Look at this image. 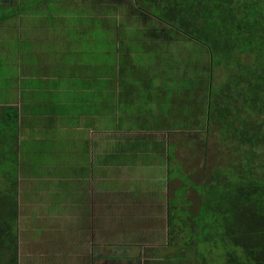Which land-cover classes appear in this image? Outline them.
I'll list each match as a JSON object with an SVG mask.
<instances>
[{
    "label": "trees",
    "instance_id": "trees-1",
    "mask_svg": "<svg viewBox=\"0 0 264 264\" xmlns=\"http://www.w3.org/2000/svg\"><path fill=\"white\" fill-rule=\"evenodd\" d=\"M41 3L55 9L60 0H55L54 6L52 0H29L16 8L0 7V24L21 21L22 25H32L28 30L35 32L44 27L41 17L45 16H39L37 9ZM137 8L148 13L149 23L157 28L117 24L122 28L118 38L110 34L118 22L106 20L104 8L94 15L85 11L93 16L90 30L77 24L78 36L71 40L73 44L67 43L68 55L44 58L53 66L61 58L66 65L75 62L74 56L81 59L85 55L105 59L106 68L101 70L91 61L83 63V74L73 68L66 78L74 84L65 94V103L58 102V95L50 99L49 94H42V105L46 110H70V116L76 113L95 124H108V130L113 111H117L118 122L126 124H115L116 129L137 135H127L124 143L128 147L110 151L109 160L137 161L153 142L142 133L166 132V151L157 148L155 135L151 153L160 165L167 162V182L169 175L180 179L178 172H173L182 166L174 161L179 149L198 158L204 171L194 185L197 197L193 201L197 200L198 209L187 232L191 240L184 244L188 248L184 260L188 264H264V0H136V4L119 0L117 11L130 12L132 19ZM54 15H50L51 25H45L50 30L55 32L56 26H62L58 32L65 29L66 35L75 30ZM80 18L88 19L83 13ZM161 24L171 30L160 31ZM178 28L182 30L178 31L180 40L173 41L178 47L168 49L163 58L159 49L166 47L161 35L173 40L171 36L178 37ZM28 30H21V34L25 36ZM86 32L95 39L86 40ZM18 37L0 42V47L9 46L7 53L0 49V77L7 75V60L17 55L22 58L20 64H28L36 75V56H29V51L39 42ZM190 41L191 45L186 43ZM59 78L56 75L52 85ZM18 113L16 106L0 107V135L12 145L18 138ZM148 159H144L146 164ZM12 226L4 249L0 248V264H16L17 234ZM170 257L181 264L179 256Z\"/></svg>",
    "mask_w": 264,
    "mask_h": 264
},
{
    "label": "rangeland",
    "instance_id": "rangeland-1",
    "mask_svg": "<svg viewBox=\"0 0 264 264\" xmlns=\"http://www.w3.org/2000/svg\"><path fill=\"white\" fill-rule=\"evenodd\" d=\"M29 0H1L0 5L3 4V8L6 7H12L16 8L17 6H20L21 4L26 3ZM103 1V3L111 5L110 0H60L59 8L57 9V6L55 5V9L49 5V7L42 6L40 10V14L45 16L41 17L44 21L43 26H40L42 28H33L35 29V32H31L28 30L32 25L28 24H21V21H16V24L9 25L10 27L8 30L0 31V42H10L13 37H18L19 40H28L31 43L39 42V44L36 46L35 43V50L29 51V56L33 55L36 56L35 58V67L37 69V73L41 72H48V71H54L57 76H60L62 78L57 79L55 82H53V85L55 88L59 89L60 93L59 95H65L67 92L72 90V85L74 84L73 80H68V74L72 73L73 68H78V73L83 74L84 71H86V65L84 66L83 63H89L95 62L96 64H99V69H105L106 68V61L102 58H96L90 59L89 56L82 55V58H79L78 56H74L78 61L82 62L79 63V66H75L73 64H76V62H71L70 64H64L62 61V58L60 60H57L53 66H50L49 63H46L45 56H50L55 54L56 56H63L68 55V52L66 51L67 43L71 40H75L78 36V28L76 27L77 24H83L82 28L90 30V17H93L94 14H100V2ZM140 1V0H138ZM54 2L52 5L54 6L55 0H52ZM131 3L136 4V0H130ZM139 7V5H137ZM50 8V9H49ZM51 11V12H50ZM90 13H86V12ZM65 14H62V13ZM83 13V16L85 18H88L86 20L80 18V14ZM135 15L131 19L130 18V12L126 13H117L114 15V19L117 20L118 23H116L111 28V35H114L116 38L121 36L122 28L120 26H124L127 24L131 28L139 27V28H157V25L149 23L150 20L147 19L148 13H142L140 11V8H137L136 11H134ZM55 14L53 18L55 19H61L60 21L64 24L68 23L71 27H73L75 30L72 31L71 34L66 35L67 31L61 30V33L58 32V30L62 26H56L55 32L49 29L48 26H45L49 23L50 15ZM39 17V16H38ZM47 17V18H46ZM40 18V17H39ZM144 19L143 22L136 23V20ZM41 20V19H40ZM123 20V21H122ZM63 24V25H64ZM119 24V25H117ZM139 24V25H137ZM7 26V24H6ZM67 26V25H66ZM8 27V26H7ZM54 28V26L52 25ZM52 28V29H53ZM22 31L28 30L29 32L25 33V36L21 34ZM80 30V29H79ZM171 28L168 27L165 24H161L160 31H165V33L170 31ZM176 31V29H175ZM173 31V33L175 32ZM178 31L182 32L181 28H178L175 34L178 35V37L171 36L173 40H167V37L165 35H161L162 37V44L166 49H159L160 54H164L163 58L168 55V49H174L177 48L178 45L173 43L174 40H178L180 38V34ZM85 34H88L86 32ZM66 36L65 38L63 37ZM87 36V35H86ZM91 34H88V37L86 40L90 41L95 38H92ZM169 38V37H168ZM183 39H185V36L183 35ZM180 40V39H179ZM72 42V43H71ZM70 44H73L74 41H71ZM167 43V44H166ZM190 43V42H186ZM170 46V47H168ZM9 48L8 45H1L0 49L2 52L7 53ZM86 49V48H85ZM181 49V48H179ZM0 50V52H1ZM95 53V52H94ZM167 53V54H166ZM54 55V56H55ZM95 55L98 57V55L95 53ZM205 56L208 58V51L205 52ZM105 57V56H104ZM19 56L10 57L7 61L9 63V67H6L3 77H0V94H6L5 96L12 95L18 88L17 84V73H16V63ZM52 58V57H51ZM70 60V58H69ZM60 63V66L58 65ZM95 65V64H94ZM29 65H26L25 68ZM41 66V67H40ZM23 69V71L25 70ZM22 71V72H23ZM180 71V70H179ZM178 71V72H179ZM74 73V72H73ZM80 74V75H81ZM79 76V75H78ZM64 78V79H63ZM81 78H79L80 80ZM46 82V81H45ZM83 83V81H79ZM43 94L42 92H40ZM71 97V96H70ZM7 97L0 96V101L6 100ZM128 112V111H125ZM114 114H118L117 111L113 112ZM116 116V115H114ZM92 123V122H91ZM105 124V123H103ZM138 125V124H134ZM115 126V120L113 121V128ZM204 131V130H201ZM197 133H200L199 131ZM130 135H137V133L132 132L129 133ZM128 133H123L120 131L115 132V130L108 131L109 135V142L114 140H125L127 139ZM143 136L149 135L148 139H151L150 141L155 142V139L153 136L157 135L158 146L157 148H162V150L167 149V145L169 144L167 133L166 132H152L150 133H142ZM112 136V137H110ZM133 139V138H130ZM136 139V138H135ZM133 139V141H135ZM11 142V141H10ZM149 143V149L146 152V156H148V163L146 164L144 162L145 155L140 156L137 161H132L131 163H128L126 165H117L116 169H123L126 168L124 166L129 167L128 171L118 172V177L113 171V167L109 165L108 170V178L109 182L112 183L118 180L119 182H122L123 179H126L130 176H133L135 178V182L138 181L139 184H141V180H143L144 184H151L154 185L156 190L162 189L161 192H157L155 202L150 204L148 208H140V217L139 223H132L129 224L132 227H140V237L138 238L131 236L127 237L124 231H120L121 229L125 228L123 218L125 216L118 215L116 212L119 213V211H123L124 209H117L115 208L116 205L112 203L111 201L106 204V206H102L106 212L96 211L97 215L88 216L86 227L84 231L80 230L77 233L73 235L75 236L74 240L76 239L77 235V246H69L67 248L61 246L62 240H63V234H60L64 229H71V228H64L60 229L57 232L58 235L51 234L48 237V242L46 244L47 252L56 251H65L69 250V252H72L71 260H67V264H79L76 254L78 253L81 259V264H177L178 261L171 258L170 256L177 255L181 258L180 263L181 264H188V261L184 260L183 254L188 250L184 246V244L190 242L191 237L188 236V229L193 227L194 225V216L197 212V200L193 201L195 196L197 197V189L195 183H198L200 181V178L202 177V165L199 162L198 158L193 159L191 157V154L189 152L181 151L179 149V152H175V159L174 161L181 164L182 166H177V170L173 171L174 173L178 172V175L180 179H178L175 176H170V179H168L167 182V162L164 165H160V162L158 159L154 160V157H152V151H154V143ZM9 144V143H8ZM8 144L6 146L9 148ZM125 144V143H124ZM109 146V145H108ZM116 145L109 146V150L112 151L113 147ZM135 144H133V147ZM121 147L127 148V145H121ZM180 148V147H179ZM161 150V151H162ZM15 153L13 151L8 149H4L2 145H0V156H7L6 161H4L0 157V248L4 249V245L6 244L7 240L5 238L7 231L10 230L11 226L14 230H16V226L18 223V229L16 230L17 233V256L15 263L16 264H36L38 261V256H36V252H38V247L35 242L30 243L28 246L27 239L32 237L31 232H28L27 228H22V219L27 218V216H35L38 215L40 219L43 217V213L38 209V205H35L34 196L32 189L33 183L27 182L22 183L21 186H19V182H17V178L15 175L16 172V158L15 160H12V162L9 161V156H14ZM13 158V157H12ZM189 160L191 162H189ZM53 161V160H52ZM51 161V162H52ZM147 162V159H146ZM172 164L175 165V163L172 162ZM174 169V168H173ZM57 169H51V171H54ZM59 171V170H57ZM122 171V170H121ZM41 173L48 172L45 169L39 170ZM114 172V174H113ZM172 177V178H171ZM154 178V179H152ZM19 179V178H18ZM28 181H31L28 179ZM49 189V187H47ZM34 196V197H33ZM44 201L48 202L51 198V191L50 190H44L39 198H43ZM14 198V202L11 203L10 199ZM145 203L141 202V206H143ZM122 205V202L120 203V206ZM14 209L16 214L15 217L12 218L11 216L14 213ZM58 211V209H55ZM137 209H128V211H136ZM113 211V212H111ZM110 212L112 214H110ZM105 213V214H103ZM101 219L106 223V229L102 230L103 237L106 236V255L104 256L101 253V247L98 243L101 238V233H97V228L100 223V216ZM54 215V214H52ZM106 215V216H105ZM118 215V216H117ZM98 216V218H97ZM11 217V218H10ZM54 217V216H53ZM61 215L56 214V217H54L55 220L60 221L59 218ZM59 225V224H57ZM139 231V232H140ZM64 233V231L62 232ZM60 234V235H59ZM149 235L145 236V235ZM61 236L62 238H60ZM89 236L91 238H89ZM144 236V237H143ZM143 237L142 239H140ZM187 237V238H186ZM147 238V239H144ZM186 238V239H185ZM70 241H73V238H69ZM67 241V240H66ZM192 244L195 243L194 240L191 241ZM188 245V244H187ZM74 247V248H72ZM6 251V250H4ZM82 253V255H81ZM44 258H49V254L44 253ZM44 261V260H43ZM176 261V262H175ZM10 264V263H9ZM213 264V263H210ZM215 264V263H214Z\"/></svg>",
    "mask_w": 264,
    "mask_h": 264
},
{
    "label": "crops",
    "instance_id": "crops-1",
    "mask_svg": "<svg viewBox=\"0 0 264 264\" xmlns=\"http://www.w3.org/2000/svg\"><path fill=\"white\" fill-rule=\"evenodd\" d=\"M107 2H110L111 5L104 4L103 1L100 2V9L103 10L104 8L103 11L105 13L102 16L106 20H113L114 15L119 13L117 11L119 0ZM42 6H44V3L39 4L37 9L40 11ZM0 7L2 10L5 9L3 4ZM7 26L10 27L9 25ZM7 26L5 23L0 24V31H6ZM74 59L75 62H78L76 58ZM20 60L22 58H18L16 65L17 90L8 96L0 94L2 97H7L6 100L0 101V107L16 106L19 110L17 121L18 138L14 142L16 144L12 145L5 136L0 135V145L4 149L9 150L10 148L15 153L17 182L20 181L19 186L22 183H33L32 192L34 196H37H33L36 202L35 205H38V209L43 213L42 219L38 215L34 217L28 215L27 218L22 219L21 223L22 228H27L28 232L32 234V237L27 239L28 246L30 243H34L35 246L36 242L38 247L36 256H38L39 262H36V264H67V260L72 258L70 257L72 252L68 253L69 250L57 251L58 246L52 254L47 252L45 243L48 242L49 235H58L57 232H60V229L65 227L71 228L64 229V233H62L63 231L60 232V234H63L61 246L65 248L72 246V244L77 246L78 238L76 235L74 240L73 232L75 234L80 230L84 231L88 216L97 215L94 210L101 212L102 215V211L106 212L102 206H106L109 201L114 203L116 205L115 208L118 210L124 209L119 211V213L116 212L118 215L125 216L123 218L124 223H128L120 231H124L127 237L131 236L133 238L134 235L135 238L140 237V227L134 228L129 224L140 222L139 209L141 207L148 208L150 204L154 203L157 192H161L162 189L156 190L154 185L144 184L143 180L139 184L138 181L135 182L133 176L123 179L122 182L118 180L112 181V183L109 182V165L113 167L112 170L115 171L117 177L119 171L129 172L131 170H129L128 166H124L126 168L123 169H116L117 165H126L129 163L128 161L120 159L109 160L108 158L110 153L108 147L116 145L112 149H122L124 147H121V145H126L124 144L126 139L116 141L113 138L114 140L109 142L108 124H95L93 120H86L84 116H78L76 113L70 116V110L63 113H58L51 108L46 110L45 106L42 105V100H40L42 96L40 92L49 94L50 99L58 95L60 96L58 102L65 103V95H59L60 90L52 85V81L56 79V73L51 69V71L39 74L36 72V75H34L28 66L25 68L26 65L20 64ZM24 68L25 70L23 71ZM28 78L32 80L26 82ZM50 109L51 111H49ZM114 115L116 114L113 113L112 118L115 120V124H126L118 122L117 115ZM70 117L72 118L71 120H69ZM66 120L68 121L66 122ZM113 121H111L109 128L117 132L119 130L115 126L113 128ZM6 141L9 143V148L6 146ZM6 157L3 156L1 158L6 161ZM9 157V161L12 162L13 156ZM52 168L59 171H51ZM41 169H45L48 172L41 173L39 172ZM28 179L31 181H28ZM44 190L51 191V197H49L51 199L48 202L46 199L44 201V197L39 198ZM144 201V205L141 206V202ZM121 202L122 205L120 206ZM55 209H58V211ZM128 209L137 210L128 211ZM111 212L110 214H112ZM56 214L61 215L60 221L54 219ZM101 215L99 214L100 223L97 233L100 232L102 235L98 243L102 248L101 253L105 256L107 242L105 240L106 236L103 237L102 230L106 229V223L101 219ZM145 236L149 237L148 234ZM59 237L62 238L61 236ZM70 237L73 238V241L69 240ZM89 238L91 237L89 236ZM44 253L49 254L50 257L44 258ZM76 256H78L77 260L81 264L82 258L79 257L78 253Z\"/></svg>",
    "mask_w": 264,
    "mask_h": 264
}]
</instances>
